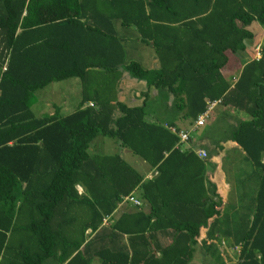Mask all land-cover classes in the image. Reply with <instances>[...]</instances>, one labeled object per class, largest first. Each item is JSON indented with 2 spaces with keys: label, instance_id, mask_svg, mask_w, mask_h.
<instances>
[{
  "label": "trees",
  "instance_id": "obj_1",
  "mask_svg": "<svg viewBox=\"0 0 264 264\" xmlns=\"http://www.w3.org/2000/svg\"><path fill=\"white\" fill-rule=\"evenodd\" d=\"M253 24L259 59L230 86L221 71L237 67ZM130 37L152 49L156 68L126 60ZM123 73L145 84L138 105L117 98ZM71 78L73 110L34 116V93ZM148 88L171 94L174 118L146 119ZM217 100L246 116L220 134L250 163L256 190L246 226L212 234L239 246L234 264H264V0H0V264H189L220 199L205 177L213 154L200 160L202 148H183L168 128L189 131ZM98 136L156 175L89 153ZM129 196L139 206L114 217Z\"/></svg>",
  "mask_w": 264,
  "mask_h": 264
},
{
  "label": "crops",
  "instance_id": "obj_2",
  "mask_svg": "<svg viewBox=\"0 0 264 264\" xmlns=\"http://www.w3.org/2000/svg\"><path fill=\"white\" fill-rule=\"evenodd\" d=\"M148 47L149 46L141 45L136 51L141 52L144 57L148 54ZM245 51L246 48L244 51L237 52L233 55V59L238 62L237 67H233L235 61L232 60L231 63L221 71L224 79L230 86L236 81L241 67L247 63L243 61L244 57L245 59L247 58V52L244 56ZM148 59V61H150V67L146 69L156 68L157 62L153 53L149 55ZM116 90L119 101L129 98V101H136L139 104L141 103L139 96L141 92L145 91V84L143 83L142 87H139L137 83H134L132 79L123 73L117 83ZM171 103L172 96L167 91L163 89L148 88L144 106V111L147 115L146 119L152 122L157 120L167 121L170 117L169 115L174 118L175 113L171 110ZM129 106L135 105L133 104ZM215 108V114L218 117L219 115L223 116L224 120L221 121L223 123L226 122L228 125L233 126L236 121L246 120V116L241 112L235 113L230 108H224L221 106H216L213 110ZM192 133L193 131L189 132L190 141L183 148L200 147L206 150L208 155L213 154L210 159L211 165L206 168L205 177L206 180L214 185L215 194L220 199V206L218 207L219 216L216 218L217 220H209L208 227L200 229V236L195 248H197V250L206 249L207 247L217 250L220 249V252L218 251L220 256L218 264H228L227 259H223L224 254L221 250L222 248L227 247L231 249L230 255H232V259L230 260V263L234 264L239 246H231L232 239L230 237H221L218 234L213 235L212 233L213 231H229L234 233L242 230V228L246 226L245 221L247 223V221L249 222L251 220L253 196L256 190V181L252 178V167L251 165L246 169L243 167L245 165L242 162H247V160L244 158L242 151L237 145L230 142L227 136L222 137L221 134L219 136L218 132L219 138L215 139V142L212 145L208 141L204 142L206 144L200 143L199 141L197 142L195 137L192 136ZM120 153L122 155L128 154L125 150L120 151ZM121 154L119 155L121 156ZM121 158L123 159L122 156ZM133 168L144 173V178H150L156 175V171L154 169L147 170V166L141 160L134 164ZM129 205L131 206V204L120 200L116 205L113 216L115 217L119 215V213L129 211L131 209ZM211 224H213V226H211ZM192 261L193 258L189 264H191Z\"/></svg>",
  "mask_w": 264,
  "mask_h": 264
},
{
  "label": "rangeland",
  "instance_id": "obj_3",
  "mask_svg": "<svg viewBox=\"0 0 264 264\" xmlns=\"http://www.w3.org/2000/svg\"><path fill=\"white\" fill-rule=\"evenodd\" d=\"M116 29L118 34H120V29L118 28V26H116ZM249 29L252 31L253 38L250 41L245 42L246 51L244 53V56L246 55L247 52V58L245 59L244 57L243 60L245 62H248V60L250 59H254L253 49L257 44L262 46V40H263L262 27H260L257 24H253ZM122 44L125 50L126 60L139 61L142 68L144 69L150 67V61H148L149 55L152 54L151 53L152 49L150 47H148L149 51L147 50L148 51L147 56L145 55L143 57L141 52L136 51L140 46L134 40H132V37H130V39H128L127 41L126 40L123 41ZM130 46H133L132 50L131 48H129ZM132 81H134V83H137L139 87H142L143 85V82H139L135 80ZM34 97H35V102L30 107L34 116L39 117L43 114H47V113L51 114L53 111L52 108L53 105L60 107L61 115H66L73 110L74 106L76 105V102L79 99L78 80L71 78L57 83H50L43 89L36 91L34 93ZM121 101L127 105H133V104L138 105L136 101H129V98L123 99ZM215 110L216 108L211 112L209 118L205 121V124L202 127H199L196 129V131H193L192 136L195 137V140L197 142L199 141L200 143L206 144L204 142L206 141L212 142V140L218 139L220 136V132L226 134L225 130L228 128V125L220 121V118L215 114ZM217 131L219 132V136ZM88 152L101 154V155L103 154L107 155L113 153L121 154L120 149L118 148L116 142L113 139L103 138L101 136H98L93 139V141L90 144V148ZM121 156L123 157V160H125V162L131 167H134V164L140 161V158L133 156L129 153L126 155L121 154ZM206 157L208 158V153L206 154ZM242 163L245 165L243 166L245 169L250 167L249 162H242ZM221 250L222 253L224 254L223 259L224 258L227 259V263L231 264L230 263V260L232 259L231 258L232 255H230L231 249L225 247L222 248ZM218 251L220 252V249H218ZM218 263L219 260L214 258L210 252L207 251L205 253L204 249L197 250V248H195L193 261L191 264H218ZM44 264H55V263L52 260H47Z\"/></svg>",
  "mask_w": 264,
  "mask_h": 264
},
{
  "label": "built area",
  "instance_id": "obj_4",
  "mask_svg": "<svg viewBox=\"0 0 264 264\" xmlns=\"http://www.w3.org/2000/svg\"><path fill=\"white\" fill-rule=\"evenodd\" d=\"M260 45L257 44L255 45L253 51H254V60H258L259 56H260ZM217 105H219V101H211L207 103L206 109L204 112H202L201 114H199L196 119L193 122V126L189 131H184V130H178L175 131L173 128H168V130H170L172 133H175L177 138H178V145H183L186 146L189 140V132L190 131H194L199 127H202L205 124V121L209 118V115L211 113V111L213 110L214 107H216ZM177 147V145H176ZM194 154L196 155L197 158H199L200 160H205L206 159V153L204 150L202 149H195ZM77 189H79L77 187ZM80 190V189H79ZM123 201H127L129 202L132 206L138 207L139 206V202L134 199L133 197L129 196V197H125L122 199ZM103 224L106 225L107 224V220L105 219L103 221Z\"/></svg>",
  "mask_w": 264,
  "mask_h": 264
}]
</instances>
